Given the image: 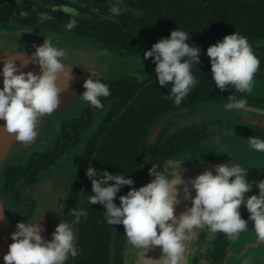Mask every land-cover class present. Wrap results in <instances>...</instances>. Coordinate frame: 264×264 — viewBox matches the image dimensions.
<instances>
[{
    "label": "flooded vegetation",
    "instance_id": "flooded-vegetation-1",
    "mask_svg": "<svg viewBox=\"0 0 264 264\" xmlns=\"http://www.w3.org/2000/svg\"><path fill=\"white\" fill-rule=\"evenodd\" d=\"M112 2L0 0V28L73 35L85 47L115 49V72L98 77L111 92L101 98L104 108L85 103L80 98L84 89L69 107L43 119L32 144L0 165V197L15 225L37 222L53 200L66 199L65 222L75 219L73 208L87 212L74 226L79 255L66 264H140L139 249L129 244L124 226L107 224L104 206L88 203L94 194L86 175L89 166L133 179V185L117 193V206L120 196L154 179L149 175L153 164L163 172L167 160L199 161L202 167L237 163L258 176L246 178L253 185L246 198L259 195L257 184L264 181V153L248 143L251 137L264 139V0H124L129 10L116 17L109 11ZM61 5L79 13L71 31L65 25L73 17L62 9L52 11ZM41 13L54 19L41 23ZM177 28L200 49V63L192 65L198 83L179 107L164 99L172 85L159 86L154 58L144 59L152 45ZM235 32L248 39L260 60L250 95L232 88L221 92L212 81L207 49ZM230 95L246 98L245 108L226 111ZM239 210L248 220L245 204ZM233 241L207 229L193 264H225L223 256Z\"/></svg>",
    "mask_w": 264,
    "mask_h": 264
},
{
    "label": "clouds",
    "instance_id": "clouds-1",
    "mask_svg": "<svg viewBox=\"0 0 264 264\" xmlns=\"http://www.w3.org/2000/svg\"><path fill=\"white\" fill-rule=\"evenodd\" d=\"M59 9L73 17L65 25L71 31L76 27L78 11L63 5L52 11ZM128 10L124 0H113L109 9L113 17ZM53 19L47 13L40 14L41 23ZM189 38L188 32L177 28L170 37L161 38L144 53V59L154 58L152 62L159 86L165 87L171 82L170 91L164 95V99L172 100L177 107L198 83L192 65L200 63V49L191 46ZM2 47L0 45V49ZM206 54L211 58L212 81L219 91L232 88L241 94L252 93L260 60L245 36L237 32L227 35L222 41L208 47ZM22 55V51L18 52L16 58L9 57L3 63L0 120L5 121L3 128L7 133L15 134L18 142L28 145L37 139L40 119L57 110L65 90L60 87L59 81L62 77L67 81L71 79V67L64 62L66 51L58 48L51 37H46L44 43L35 48L30 60L23 59L18 66L15 61ZM29 62L39 65L40 75L20 70L27 67ZM89 71L94 78L90 77L84 82L85 91L80 98L91 108L100 110L104 108L101 98L111 95L110 88L96 78V72ZM137 79L141 77L138 75ZM229 101L223 105L228 112L241 110L247 104L246 98L237 99L235 95H230ZM248 143L252 150L264 153V139L251 137ZM169 170H176L173 160L164 162L163 172L153 164L149 175L154 179L146 186L138 190L132 188L126 195L120 196L117 206L114 202L117 193L123 186L133 185V179L107 171L101 173L89 166L86 175L91 180L94 194L89 196L88 203L103 205L106 223L112 226L122 224L132 247L150 249L160 246L165 264H184L186 242L195 230L205 227L211 233L221 232L228 239L235 240L248 228L250 220L257 241L264 242V181L257 184L259 195L246 198L245 194L252 190L253 185L246 179L248 170L237 163L216 165L215 174L212 170H206L187 182L181 178L184 199L190 200L191 206L177 216L179 190L177 186L174 188L165 174ZM98 176L99 179L96 178ZM232 177L234 179L230 180ZM192 190L195 191L194 197ZM242 203L250 213L248 220L241 217L239 209ZM71 214L75 219L71 223L61 221L51 240L41 235L42 228L37 222H19L17 231L11 236L14 242L9 245V251L3 258L5 264H66L70 257H77L79 251L74 226L81 217L87 216V212L73 208Z\"/></svg>",
    "mask_w": 264,
    "mask_h": 264
},
{
    "label": "water",
    "instance_id": "water-1",
    "mask_svg": "<svg viewBox=\"0 0 264 264\" xmlns=\"http://www.w3.org/2000/svg\"><path fill=\"white\" fill-rule=\"evenodd\" d=\"M46 37H51L58 48L66 51L67 55L64 62L71 67V79L67 81L62 77L59 81L60 87L65 90L61 94L60 104L56 111L66 109L78 98V95L84 90V82L90 77L94 78V74L89 70L96 72V78L112 76L115 72L114 68L116 65L113 64L115 61L113 57L115 49L113 48L97 51L93 47L81 45L73 35L47 34L24 30L15 31L12 28L4 27L0 28V45L3 46L0 49V89L3 88L2 69L4 61L9 57L16 58L17 53L21 51L23 55L15 61L17 65H21L23 59L30 60L35 48L42 45ZM20 70L25 73L31 71L37 75L41 74L39 65L31 62H29L27 67H22ZM122 71L124 77L129 78L126 74L127 72L125 70ZM50 115L40 119L37 125L38 134L41 122ZM4 124L5 121L0 120V165L14 158L23 148L29 145L18 142L15 139V134L7 133L3 128ZM175 165L176 170L169 171L166 175L174 188L177 186L179 190L178 199L180 203L176 206L175 212V215L179 216L186 211V207L191 206V201L184 199V184L180 185L181 178L187 182L206 170H212L215 174L214 166L222 164L212 162L206 167H202L203 164L199 163V161L184 160L183 162L175 163ZM246 178L257 180L258 176L256 173L247 172ZM192 196H195L194 190H192ZM65 205L66 199L63 201L53 200V202H50L49 208L37 221V224L42 228L41 235L46 240L52 239V233L59 223L64 221ZM0 214L3 217L0 219V264H5L3 258L9 251V245L14 242L11 236L12 233L17 231V228L9 219L1 197ZM206 230L207 227L195 230L191 239L186 242V260L184 264H193L194 256L199 252L202 253L200 242ZM163 255L160 246L150 249H139L140 264H165ZM223 262L225 264H264V242L257 241L252 221H248V228L241 232L238 238L230 244L229 251L223 256Z\"/></svg>",
    "mask_w": 264,
    "mask_h": 264
},
{
    "label": "rangeland",
    "instance_id": "rangeland-1",
    "mask_svg": "<svg viewBox=\"0 0 264 264\" xmlns=\"http://www.w3.org/2000/svg\"><path fill=\"white\" fill-rule=\"evenodd\" d=\"M243 152H244V151H242V152H241V151L238 152L239 155H238L237 153H235V152H234V154H235V155L237 154L238 159L242 160V159L245 158V153H243ZM241 158H242V159H241Z\"/></svg>",
    "mask_w": 264,
    "mask_h": 264
}]
</instances>
